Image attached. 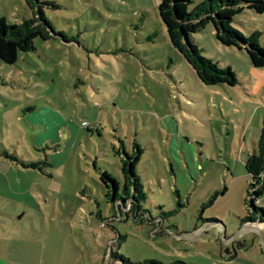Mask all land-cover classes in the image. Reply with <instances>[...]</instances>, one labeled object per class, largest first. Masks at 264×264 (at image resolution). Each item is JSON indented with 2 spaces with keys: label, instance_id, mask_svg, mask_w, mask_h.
Returning <instances> with one entry per match:
<instances>
[{
  "label": "rangeland",
  "instance_id": "374dc122",
  "mask_svg": "<svg viewBox=\"0 0 264 264\" xmlns=\"http://www.w3.org/2000/svg\"><path fill=\"white\" fill-rule=\"evenodd\" d=\"M37 1L56 34L0 59V264H117L110 251L264 264V229L238 231L249 182L239 148L253 150L264 118V104L242 97L245 49L222 44L210 22L192 32L201 54L236 75L206 84L172 46L159 0ZM31 15L25 0H0L8 22ZM231 25L258 30L264 47V12L243 7ZM134 143L145 196L118 207L100 175L121 195L120 156Z\"/></svg>",
  "mask_w": 264,
  "mask_h": 264
},
{
  "label": "trees",
  "instance_id": "16d2710c",
  "mask_svg": "<svg viewBox=\"0 0 264 264\" xmlns=\"http://www.w3.org/2000/svg\"><path fill=\"white\" fill-rule=\"evenodd\" d=\"M32 10L30 17H25L19 22H8L0 17V59L7 63H13L18 53L33 49V39L39 37L46 40L56 34V31L44 16L39 5L33 8V0H25ZM35 3H39L34 0ZM190 0H159L158 14L168 34L169 40L192 67L201 82L206 84L226 83L233 85L236 82V75L230 66H218L209 57L200 53L198 47L191 41L190 34L199 31L206 23L210 22L214 29L215 37L226 45H234L245 49L251 65L264 67V47L259 44L260 32L253 30L250 34L244 35L241 31L231 25L232 16L243 7H249L256 12H264V0H201L191 9H187ZM46 3V1H45ZM187 36V40L183 36ZM135 149L130 152L122 148L123 156H120V169L123 175L122 194H118L119 183L107 171L100 175L106 182L109 180L112 193L111 201L119 206L128 204V207L139 206L144 199L142 183L135 170V164L139 159L141 149L134 143ZM118 152V151H117ZM8 156V155H6ZM22 166H35V163L21 162ZM244 168L249 174V182L245 190L253 185V180L260 183L256 195H262L261 189L264 186V121L260 128L256 145L244 159ZM109 186V185H108ZM225 187L221 189L223 192ZM216 194V193H215ZM214 194V195H215ZM211 195V198L214 196ZM212 199H209L211 201ZM253 198H245L248 208L245 214L240 217V222L246 223L257 220L264 222V208L257 206ZM117 264H164L155 259L133 262L118 252H109Z\"/></svg>",
  "mask_w": 264,
  "mask_h": 264
},
{
  "label": "crops",
  "instance_id": "0c3cea01",
  "mask_svg": "<svg viewBox=\"0 0 264 264\" xmlns=\"http://www.w3.org/2000/svg\"><path fill=\"white\" fill-rule=\"evenodd\" d=\"M251 64V63H250ZM248 71V76L245 81H242L241 84H243V89L249 88L251 92H247V96H242V97H248L250 96L252 99H256L257 101L260 102V104H264V67H255L251 65L250 68L247 69ZM241 95V94H240ZM264 121V118L262 116L261 124L257 125L259 128L262 126V123ZM258 132V136H259ZM244 136V134H243ZM258 139V138H257ZM253 148L256 145V140L253 139ZM240 150H245L246 154L250 153L247 151V149H243L242 143L240 145ZM245 154V156H246ZM245 159V158H244ZM248 174V173H247ZM249 175V174H248ZM241 226L239 227L240 232H244L246 230H252V231H260L264 229V222H259L257 220L251 221V222H246V223H241ZM231 239V238H228Z\"/></svg>",
  "mask_w": 264,
  "mask_h": 264
},
{
  "label": "built area",
  "instance_id": "2783aa9c",
  "mask_svg": "<svg viewBox=\"0 0 264 264\" xmlns=\"http://www.w3.org/2000/svg\"><path fill=\"white\" fill-rule=\"evenodd\" d=\"M83 123L85 124V121H83ZM252 182H253V185L248 189L249 195L247 196V198L252 197L254 200L253 202L256 204L259 197L256 195L255 192L259 190L260 183H257L254 180ZM261 192L262 194H264V186L262 187Z\"/></svg>",
  "mask_w": 264,
  "mask_h": 264
},
{
  "label": "water",
  "instance_id": "95a60500",
  "mask_svg": "<svg viewBox=\"0 0 264 264\" xmlns=\"http://www.w3.org/2000/svg\"><path fill=\"white\" fill-rule=\"evenodd\" d=\"M183 39H184V40H187V36H186V35H184V36H183Z\"/></svg>",
  "mask_w": 264,
  "mask_h": 264
}]
</instances>
